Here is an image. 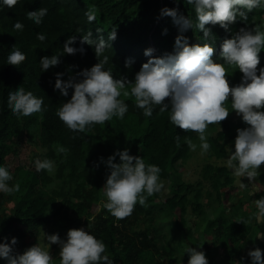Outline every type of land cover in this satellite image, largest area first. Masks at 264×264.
Returning a JSON list of instances; mask_svg holds the SVG:
<instances>
[{"label": "trees", "instance_id": "trees-1", "mask_svg": "<svg viewBox=\"0 0 264 264\" xmlns=\"http://www.w3.org/2000/svg\"><path fill=\"white\" fill-rule=\"evenodd\" d=\"M92 7L97 12L95 21L90 23L85 12ZM166 7L178 8L196 23L194 7L186 0L179 3L176 0H18L11 8L0 0V166L7 167L12 174L10 186L20 185L19 192L14 194L0 192V243H11V239L16 238L15 253L23 254L21 249L38 244V237L46 226L51 233L58 232L61 239H66L69 229L84 228L106 245L105 255L114 264L187 263V258L177 252L181 238L192 239L187 244L203 251L209 264H222L215 258L220 249L241 254L250 241L253 244L250 251L259 248L264 253V239L257 238L264 234V220L256 219L255 224L236 222L253 217V211L246 206L251 196L247 188L239 193L232 170L218 161L231 154L230 149L234 151L236 130L247 127L234 111L221 125L208 126L209 159L194 180L172 178L179 168L176 164L183 166L182 161L191 153L184 137L193 141L198 134L183 132L173 125L170 110L160 113L159 106H154L153 115L145 117L143 110L136 107L134 97L121 96L128 105L124 118L113 117L84 133L69 130L57 116L58 108L71 99L74 90L69 89L67 97L55 90L56 74L63 73L64 81L69 77L78 81L82 77L77 73L98 62L94 46L81 45V36L91 31L93 40L103 36L108 41V34L116 27V39L109 41L111 47L99 59L104 55L109 57L105 70H111L114 78L134 80L141 66L150 59L144 55L146 49L154 50L153 57L175 51V40L181 33L171 17L160 15L161 9ZM40 8L48 11L37 25L27 18V13ZM17 21L24 25L22 31L14 29ZM256 25L264 26V8L248 13L246 22L238 17L229 31L219 25H207L212 29L213 39L204 40L203 33L195 28L187 30L183 36L189 44H211L215 49L213 61L224 63L220 58L224 40L232 38L241 28L251 29ZM37 34H44L46 39L38 40ZM73 35L77 39L71 46L83 47V54H63L65 41ZM151 39L154 46L150 44ZM13 48L26 56L18 68L7 64ZM52 55H61L60 64L42 71L41 58ZM126 61L131 62L130 67L125 66ZM225 67L229 83L235 87L241 82L242 73L227 64ZM259 67H264V50L260 53ZM19 86L43 99L42 112L28 117L13 114L7 106L8 94ZM227 107L232 111L231 100ZM178 135L181 137L179 147ZM29 143L41 150L36 154L39 158L34 156L27 160L23 155ZM60 147L69 149L67 155L58 152ZM124 149H128L130 155L141 156L147 164L158 166L160 181L163 184L167 181L169 194H162L164 186L148 198L147 207L137 203L130 216L118 220L103 207L107 198L102 187L110 170L101 158L106 161L116 151ZM37 159L52 160L54 173L37 171ZM114 162H120L119 156ZM97 164L99 167L95 166ZM261 176L264 177V171ZM260 190L263 195L264 182ZM233 199L227 211L224 203ZM96 204L100 206L93 210ZM188 216L198 218L194 228L187 225ZM167 222H173L181 230L180 234L167 231ZM240 259L239 264H252L248 253H242ZM0 264L7 261L0 258ZM225 264L234 263L226 260Z\"/></svg>", "mask_w": 264, "mask_h": 264}, {"label": "clouds", "instance_id": "clouds-1", "mask_svg": "<svg viewBox=\"0 0 264 264\" xmlns=\"http://www.w3.org/2000/svg\"><path fill=\"white\" fill-rule=\"evenodd\" d=\"M179 3V0H176ZM194 7L196 23L181 14L178 8H163L160 15L171 17L181 35L175 40V51L161 57H153V49H146L144 55L150 57L135 74L134 80L127 77L114 78L111 70H105L109 62L107 55L99 59L104 51L111 47L109 41L116 39V27L108 34V41L103 36L98 40L92 39L89 31L81 36L80 44L94 46L97 63L90 69L77 73L82 77L78 80L69 77L68 81L61 79L63 73L56 74L55 90L67 97L68 90L73 89L71 99L63 103L57 110L58 118L73 132L84 133L91 131L94 125H103L113 117L123 119L128 111V105L120 97H134L136 107L143 110L145 117L153 115L154 106H159L160 113L169 111L170 122L183 132H194L200 140L201 154L207 153L211 145L207 142L209 125L225 121L231 112H235L247 125L238 128L234 140V151L230 149V156L226 165L235 177H247L250 182L255 181L259 169L264 165V67L260 65V53L264 50V26L241 28L232 38L225 39L221 45L220 58L224 63L214 62L212 57L215 49L211 44H189L183 33L189 29L203 33V39H213L212 29L207 25H219L225 31L239 17L246 22L248 13L254 9L264 8V0H186ZM18 0H3L7 7H14ZM46 8L29 11L27 18L39 25L47 14ZM97 9L92 7L85 12L88 22L96 19ZM24 25L17 21L14 29L22 31ZM167 33V29L164 30ZM37 39L44 41V34H37ZM76 36H69L63 45V54H83V47H72ZM150 44L154 46L153 40ZM61 54V55H63ZM61 55L43 57L40 60L42 71L60 64ZM26 56L13 48L7 58V64L18 66L25 61ZM126 61L125 66L130 67ZM225 64L237 68L242 73L241 82L235 87L228 80V69ZM130 87V91L128 90ZM231 100V110L227 107ZM44 101L37 98L31 91L26 92L19 86L9 92L7 106L15 115L28 117L42 112ZM218 125V126H219ZM215 132V131H213ZM181 137H176L177 147ZM184 142L190 150L195 151L197 145L191 138L185 136ZM69 149L58 148V152L67 155ZM119 156L120 162L115 163ZM225 158V157H224ZM222 158V159H224ZM215 159V158H214ZM110 170L106 183L102 187L107 202L103 207L116 219H125L135 210V206L147 207V200L159 193L164 185L160 181L161 169L153 164H147L141 156L129 154L128 149L116 151L106 161L101 158ZM180 162V161H179ZM225 163V162H222ZM54 162L50 159L35 161L37 171L52 172ZM99 167V165H95ZM13 180L7 167L0 166V192L14 194L19 192L20 185L10 186ZM248 187L239 182V188ZM105 200V198H103ZM258 213L253 215L259 221L264 218V196L255 200ZM248 220H237V223L247 224ZM49 246L58 244L60 247V264H114L105 255L106 245L84 228H73L67 232L66 239L59 234L46 235ZM257 238L264 239V234ZM17 239L11 243H0V258L7 264H53V257L49 251L38 244L26 249L23 254L14 252ZM186 251L190 254L188 264H209L206 254L198 248L190 247ZM252 264H264V253L255 248L248 252Z\"/></svg>", "mask_w": 264, "mask_h": 264}, {"label": "rangeland", "instance_id": "rangeland-1", "mask_svg": "<svg viewBox=\"0 0 264 264\" xmlns=\"http://www.w3.org/2000/svg\"><path fill=\"white\" fill-rule=\"evenodd\" d=\"M193 142L197 145L196 150L195 151L191 150L190 155L184 161H182V162H184L183 166H182V164H180L181 166L176 164V167H179L177 169V174L178 175L174 173V175L172 177L173 179H176V178L179 177V178H183L184 180H194V179H196V178H198L200 176V168H201V166L206 162L207 158L209 159L208 152L203 154V155L201 154V149L199 147L201 142L199 140V137L195 138L193 140ZM40 152H41V150L38 149L35 146V144L29 143L24 148L22 153H23L24 156H26L27 160H30L34 156L39 158V156L36 155V154H38ZM229 156H230V153L224 159H221V160H218V161L226 163V161H227ZM263 171H264V165H262L261 168L259 169V172H260L259 177L255 181H252V182H250L247 177H245L246 180H243L244 177H242V178L241 177H236V183L237 184H239V182L241 181L242 183H245L246 185H248L247 191L250 194L251 198L248 201V203L246 204V206H247V209H249L250 211H253V213L258 212V209H257V207L255 205V200L260 199L262 196H264V194L263 195L260 194L261 193L260 189L262 188V183L264 182V177L261 176V173ZM50 173H54V168H53V171L50 172ZM168 180L170 181V179H168ZM163 185L165 186V188H164L162 194L164 196H167L169 194V190L167 189V181L166 180H165V183ZM243 191L244 190L239 189V193L240 194ZM235 199L231 200L228 203L227 202L224 203L225 209L227 211H228L229 206L232 205V203L235 201ZM99 206H100L99 204H96L94 206L93 210L98 209ZM157 211H159V210H157ZM210 214L213 215L211 211H210ZM174 217H176V216H174ZM167 218H168V215H167ZM171 220H173V219H171ZM197 220H198L197 217L188 216L186 222H187L188 226H192L194 228V226H195L194 224H195V222ZM255 220H256V218L253 215L250 223L255 224L254 223ZM263 220H264V218L260 219V221H263ZM175 223H176L177 226L179 225V223L177 221H175ZM165 228H166L167 231L172 232V234H174V235L177 234V233L180 234V232H181V230L179 228H177L174 225L173 222H167ZM42 229L43 230H42L41 234L38 237V245L41 246L42 248H44L46 251L50 252V254L53 257V264H59L60 247H59L58 244H51L49 246L47 238H46V235L58 234V232L53 231V233H51L50 228L47 227V226L43 227ZM195 234H198V232H196ZM171 236H173V235H171ZM205 236L207 237L208 240L210 239L208 234H206ZM189 240L192 241V239H189ZM189 240H187L186 238H181V243L180 244L177 243V245H179V248L177 247L178 248L177 252L180 253L183 257L185 256L187 258L186 259L187 263L186 262H182L181 264H188V260L190 258V254L186 251V249L191 247L190 245L187 244V241H189ZM203 241H205V240H203ZM252 245L253 244H252L251 241L249 243L247 242L245 248L241 251V254H236V253H231V252H224L222 249H220L218 252H216L215 258H216V260L222 262V264H225L226 260H231V261H233L234 264H239L240 260H241L240 257L242 255V253H248L250 251V248H251ZM25 250H26V248L21 249L20 252L23 253Z\"/></svg>", "mask_w": 264, "mask_h": 264}]
</instances>
